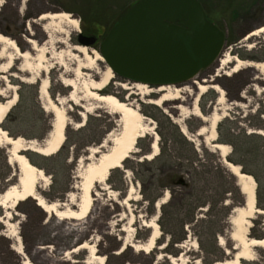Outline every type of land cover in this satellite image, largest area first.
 I'll list each match as a JSON object with an SVG mask.
<instances>
[{"label":"rangeland","instance_id":"obj_1","mask_svg":"<svg viewBox=\"0 0 264 264\" xmlns=\"http://www.w3.org/2000/svg\"><path fill=\"white\" fill-rule=\"evenodd\" d=\"M134 1H0V33L12 38L23 51L35 52L29 49L28 38L43 46L46 53L43 64L50 66L47 98L56 105V98L64 101L61 104L66 118L64 139L59 149L49 154L53 160L45 164L32 157L41 165H46V170L42 171L47 181L39 193L46 201L57 202V209L63 212H81L78 208L81 193L77 175L88 163L86 157L90 149L105 141V146L99 147L103 151L110 145L107 137L119 131L118 114L108 112L82 92L83 84L90 78L97 79L105 63L97 61L90 68L81 67L79 74H76L75 68L83 59L73 49L74 45H80L76 41V34L82 25L95 30L100 34L99 41L87 47L96 50L108 28ZM200 2L208 18L224 31L225 39L218 58L193 79L199 82L209 79L205 84L216 83L221 86L225 97L222 103H217V93L208 89L198 96L197 105L205 116L213 111L223 114L215 127L217 143L230 139L228 132L238 136L235 138V150L223 143L230 150L226 160L230 158L242 170L258 176L261 183L256 206L264 209V137L251 132L264 128V120L261 118L264 114V92H261L264 88V71L243 67L236 73L226 75L227 68H221L218 62L226 53L242 60L264 61V33L248 41L242 40L245 33L264 23V0ZM58 11L67 12L77 19L78 29L61 23L58 27L44 30L46 22L39 21V15ZM249 42L252 48L248 47ZM7 53L13 59L9 70L0 73V101L9 99L13 93L17 94V98L10 108L11 112L0 125L6 128L10 136L34 139L41 144L48 135L42 139L37 138L44 135L46 130L41 111L49 113L44 109L49 100L39 97L38 78L32 72L19 69L25 64L34 65L36 61L33 58H18L10 48H7ZM58 53L61 54L60 59L56 57ZM4 62V59L1 60V64ZM1 76L6 78L2 79ZM20 77L32 82L22 81ZM66 80L75 83L78 104L67 99L72 87L63 83ZM117 82L125 81L115 77L100 93H112L121 100L127 96L141 114L152 120L151 127L158 136L157 155L151 159L140 156L150 152L152 135L146 134L138 139L137 151L130 154L122 168L110 171L105 188L99 184L92 185L90 204L75 219L58 218L45 212L32 198L19 202L12 211L9 210V219L3 217L4 211L0 208V264H85L88 250L81 248L72 251L84 241L95 245V250L103 256L105 264H170L166 256H178L182 252L185 259L209 264L225 258L224 249L233 251V243L228 237V217L232 207L242 204L243 196L235 185V177L222 164L218 152L212 150L207 132L196 135L197 131L190 132L186 126L187 122L191 128L197 122L201 127L207 126L202 119L190 114L191 101L197 95L191 80L173 85L181 88V100L166 106L147 102L158 96L155 93L143 95L135 89L130 93ZM21 84L35 85V88H21ZM18 92L21 93L20 97ZM170 123L176 126V130ZM220 123L218 133L217 126ZM182 127L192 138L190 141L194 151L178 135L183 134L180 130ZM77 129L82 130L79 134H73ZM6 150V145L0 146V192L7 186L5 177H10V183H14V177H11L16 172L15 167L6 162ZM50 172H55V177H51L53 174ZM180 177L185 180L183 185L177 184ZM64 188L66 191L62 192ZM165 193V201L160 204L156 214L154 204ZM146 197L153 198V202L148 203ZM259 202L261 205H258ZM155 214L160 237L152 251L139 254L134 250H137L138 244L145 242L150 231L144 224ZM191 217L193 222L189 223ZM250 221L248 235L264 237V213L255 214ZM177 238L182 239L176 241ZM220 238H223V243L219 245ZM126 243L133 244V249H121ZM162 244H165L164 248L160 249ZM180 244L183 246L180 247ZM16 247H19V252ZM254 252V260L242 261V264H264V250L254 248ZM159 253L164 255L161 259H157Z\"/></svg>","mask_w":264,"mask_h":264},{"label":"bare ground","instance_id":"obj_2","mask_svg":"<svg viewBox=\"0 0 264 264\" xmlns=\"http://www.w3.org/2000/svg\"><path fill=\"white\" fill-rule=\"evenodd\" d=\"M38 20L46 22L43 26L44 30L58 27L61 23L69 24L75 30L78 29L77 19L73 18L69 13L64 11L41 13ZM262 33H264V23L249 31L242 38V40L248 41L253 36H257ZM27 42L29 43V49L32 51L34 50L35 52H29L27 50L23 51L19 49L18 44L12 38L0 33V73H6L9 70L13 59L12 55L7 53V48L12 49L18 55V58H24L26 60L33 58L34 61H36L34 65L25 64L19 69L32 72L33 75L38 78L39 97L48 99L49 80L47 74L50 66L43 64L46 57L45 50L43 46L39 45L37 41L32 38H28ZM247 45L249 48L253 47L250 42ZM73 49L78 51L83 58L82 62H79L78 66L75 68L76 74H79L81 67L90 68L97 61L104 62L102 56L95 49H90L89 47L83 45H74ZM56 57L60 59L61 54H56ZM3 59L5 62L1 64V60ZM218 62L221 68H227V71L225 72L226 75L236 73L243 67H251L261 72L264 71V61L242 60L239 57L228 53L223 54L219 58ZM1 78L5 79L6 77L1 76ZM114 78L115 77L113 76L111 69L105 64L104 69L97 79L90 78L82 86V92L85 97L95 101L99 105H102L108 112L118 114L119 131L115 135L107 137L110 145L103 151H100L99 147H104L105 141H103L100 146L90 149L89 155L86 157L88 163L83 166V169L77 175L80 179L78 188L81 193L78 201V208L81 211L79 213L73 210L67 212L58 210L57 202H48L41 196L39 189L46 185V175L43 173L41 168L32 164V162L23 153L24 151L30 150L38 152L42 155H49L59 149L64 139L63 128L66 123L64 109L61 106L64 102L63 99L56 98L57 105L48 99V105L47 107H44L45 110L53 114V122L46 139L41 144H38L34 139H24L21 136H10L0 125V146H7L6 162L9 166L15 167L16 169V172L11 177L12 179L14 177V183L7 187V189L5 187L0 192V208L4 211V218L9 219L11 217L9 210L12 211L19 202L27 198H32L36 201V205H38L45 212H50L58 218L69 217L71 219H75L80 213H84V211L88 208L91 201L89 192L92 190V185L99 184L101 185V188H105V181L108 178L110 171L115 168H122L123 162L130 156V154L137 151L136 143L138 139L146 134L152 135L150 152L144 155L143 158L151 159L157 155L159 150L157 142L158 136L151 127L152 120L147 119L143 114H141L137 106L129 102L127 96L121 100L117 98L115 94L100 93V91L104 90ZM20 80L32 82L31 80L21 77ZM208 81L209 79H203L200 82L194 79L191 80V83L197 90V95L191 101L190 114L202 119L207 124V126L200 127L196 132V135H202L207 132V139L210 142L212 150L218 152L222 164L235 177L237 186L243 196L242 204L234 206L228 217V223L230 224L228 237L233 243V251L230 252L227 249H224L226 257L213 261L209 264H242V261L254 260V248H261L264 250V237L256 238L248 235L249 228L251 227L250 220L254 218L255 214L264 213V209H259L256 206V183L253 177L250 174L241 171L239 165L226 160L230 151L229 147L226 144L217 143L215 141V127L223 114L213 111L209 116H205L197 105L198 96L206 92L208 89H212L217 93V103H222L224 100L225 95L222 87L216 83L205 84ZM63 83L72 87L69 91L67 99L75 104H78V97L75 95V83L72 80L63 81ZM117 84L123 89L130 91V93H133L132 89H135L138 94H157L158 96L156 98L149 99L147 101L148 103L156 106H166L168 103L171 104L181 100L180 94L182 90L177 86L162 85L157 88H152L144 83L129 81L117 82ZM9 87L13 88L12 85H9ZM261 92H264V88L261 89ZM0 95H2L1 89ZM16 98L17 94L13 93L9 99L0 101V124L6 116L8 110L12 105H14ZM80 114L84 117L82 113ZM261 118L264 120V114L261 115ZM180 130L190 140L192 139L183 127ZM251 132L258 133L264 137V128L253 130ZM4 190L5 192H3ZM166 196L167 193L164 194L162 199L155 203L156 214L158 207L165 201ZM156 214L144 224L145 227L150 229V231L145 242L138 244L136 247L137 250H134L139 254H147L152 251L155 247L156 240L160 237V229L156 222ZM222 243L223 238H220L218 244L220 245ZM164 245L165 244L160 245L159 248H164ZM179 246L181 247L183 244H180ZM192 246L195 245L192 244ZM129 247L133 249V244L126 243L121 249L129 250ZM81 248L86 249L89 252L88 258L84 260L85 264H93L94 262L96 264H105L103 256L99 253V251L95 250L94 244L84 241L76 245L72 251ZM15 249L18 252L20 251L19 247H16ZM163 256L164 255L162 253H159L157 259H161ZM130 258L133 259L132 256ZM166 258L170 264H201L198 261L185 259V254L183 252L178 256L167 255Z\"/></svg>","mask_w":264,"mask_h":264},{"label":"water","instance_id":"obj_3","mask_svg":"<svg viewBox=\"0 0 264 264\" xmlns=\"http://www.w3.org/2000/svg\"><path fill=\"white\" fill-rule=\"evenodd\" d=\"M76 36L80 45L96 43L82 32ZM224 39L199 0H137L108 28L96 50L114 77L157 88L193 80L218 58ZM5 181L6 189L13 184L10 177ZM183 183L180 177L177 184Z\"/></svg>","mask_w":264,"mask_h":264},{"label":"trees","instance_id":"obj_4","mask_svg":"<svg viewBox=\"0 0 264 264\" xmlns=\"http://www.w3.org/2000/svg\"><path fill=\"white\" fill-rule=\"evenodd\" d=\"M200 1V0H199ZM202 4V3H201ZM22 87H30V88H35V85L33 86V85H29V86H27V85H24V84H21V88ZM18 96L20 97L21 96V93L20 92H18ZM11 112V109L8 111V113H7V115H9V113ZM41 113H42V116H44V119H45V125H46V130H45V132H44V135H42V136H37V138H39V139H42V138H44L47 134H48V132L50 131V129H51V123H52V120H53V114L52 113H45L44 111H41ZM171 124V123H170ZM171 126L173 127V129L174 130H176V126L174 125V124H171ZM186 126H187V128H188V130L190 131V132H195V131H197L200 127H201V125H199V123L197 122V124L194 126V127H190V125H189V123L187 122L186 123ZM220 126H221V123L217 126V132L218 133H220ZM4 129H6V128H4ZM8 130V129H7ZM81 130L82 129H77L76 131H73V134H79L80 132H81ZM162 135V134H161ZM178 135L181 137V139L186 143V144H188L191 148H192V150L194 151V149H193V147H192V144H191V141L190 140H188L187 138H185V136L183 135V134H180V133H178ZM227 135L229 136V138L230 139H227V140H223V141H220V142H223V143H227V144H229L230 146H231V148L233 149V150H235L236 148H237V145L235 144V138H238V136L237 135H235L233 132H228L227 133ZM244 138H248V136H246V135H242ZM149 153V152H148ZM148 153H143V154H141L140 156H142V155H146V154H148ZM26 156H27V158L29 159V160H31V162H32V164H34L35 166H37V167H39V168H41V169H43V170H46V163H49V162H51L53 159H52V157L50 156V155H42V154H39V153H37V152H34V151H29V152H26V154H25ZM32 157H34V158H36V159H38V160H41L42 162H45V166L44 165H41L40 163H38V162H36L35 160H33V158ZM227 160H229V161H231V162H234V164H238V163H236L235 161H232V160H230V158H228ZM146 162V161H145ZM147 163V162H146ZM243 172H245V173H248V174H250V175H252V177L254 178V180H255V183H256V189H255V194H256V198H258L259 197V187H260V180H259V178H258V176L256 175V174H254V173H252V172H247L246 170H242ZM50 173H52L53 175L51 176V177H55V172H50ZM109 180V179H108ZM184 183H185V180H184ZM183 183V184H184ZM183 184H181V185H183ZM236 185V184H235ZM66 191V188H64L63 190H62V192H65ZM146 200L148 201V203H152L153 202V198H148V197H146ZM258 205H261L260 204V202H259V204ZM260 207H262V206H260ZM233 208V207H232ZM188 222L190 223V222H193V218L191 217L189 220H188ZM144 230H146V229H144ZM179 239H182V238H177L176 239V241L177 240H179ZM175 241V242H176ZM199 242L201 243V240H199Z\"/></svg>","mask_w":264,"mask_h":264},{"label":"flooded vegetation","instance_id":"obj_5","mask_svg":"<svg viewBox=\"0 0 264 264\" xmlns=\"http://www.w3.org/2000/svg\"><path fill=\"white\" fill-rule=\"evenodd\" d=\"M100 28V27H99ZM93 29L92 28H89V27H87V26H84V25H82V27H81V30H79V32H82V34H83V36L85 37V38H88V37H95L96 38V43L95 44H97V42L99 41V36H100V34H98V33H96V31L94 30V31H92ZM77 35V34H76ZM77 37V36H76ZM99 37V38H98Z\"/></svg>","mask_w":264,"mask_h":264}]
</instances>
